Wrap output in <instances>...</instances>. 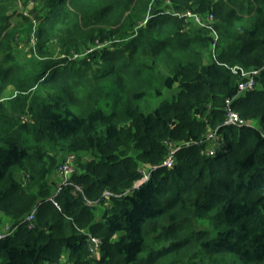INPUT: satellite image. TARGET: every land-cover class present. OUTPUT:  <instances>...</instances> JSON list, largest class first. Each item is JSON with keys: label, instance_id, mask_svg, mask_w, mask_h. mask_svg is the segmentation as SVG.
<instances>
[{"label": "trees", "instance_id": "trees-1", "mask_svg": "<svg viewBox=\"0 0 264 264\" xmlns=\"http://www.w3.org/2000/svg\"><path fill=\"white\" fill-rule=\"evenodd\" d=\"M32 1L0 0V264H264V0ZM97 42L93 80L56 57Z\"/></svg>", "mask_w": 264, "mask_h": 264}, {"label": "rangeland", "instance_id": "rangeland-1", "mask_svg": "<svg viewBox=\"0 0 264 264\" xmlns=\"http://www.w3.org/2000/svg\"><path fill=\"white\" fill-rule=\"evenodd\" d=\"M13 8H15V6H13ZM20 12L23 13V15L25 17L32 19V21L34 22V24L36 26L39 23V20L37 19V17L41 16V12H43V11H42L41 6L38 4L37 0H33L26 7L22 6L20 8ZM188 12H190V11H188ZM197 24H199V23L197 22ZM205 24H207V23H205ZM202 26H204V25H202ZM18 43L19 44H18V47L16 49L18 57L20 58L21 61L26 63L29 68L33 69L39 60V58L33 52L35 50V45H36L35 34L31 35L30 37H27L26 35L22 36L20 39H18ZM103 48H106V49L112 50V51H114V49L116 50V46L112 47V42H105V43L97 42V44L91 46L89 50H86L82 53L74 54L72 56L71 55H62V56H56V57H58L60 59L61 58L66 59L67 60L66 64L69 62H75V68L76 69H77V66H79V64H81V66H80L81 69H84V72H85V74H87V77L89 79L93 80L94 78L92 76V73L94 72V70L96 69L97 66L92 61V59L90 60V58H88V56L93 51H95L97 49H103ZM85 58H88V59H85ZM206 61L209 62L210 58H206ZM162 70L164 71V69H162ZM84 72L82 71V75H84ZM128 79H130L131 84L134 85L133 78L129 77ZM134 81H137V80L134 79ZM13 94H14V89L12 87H8L7 95H13ZM3 96H6V95H3ZM167 98H169V96L167 94L159 95V96H149L146 98V100L144 102L141 103V106L143 107V110L145 112H150ZM0 99L2 100V99H4V97L0 98ZM144 169L147 171L148 168L144 167ZM56 179L57 180L60 179L61 182L64 180V178L58 172H57ZM102 210H103V208H100L98 213L102 212ZM9 229H11V223H9V221H7L5 219L0 220V235L8 233ZM66 258H67V254L64 255L63 261H65Z\"/></svg>", "mask_w": 264, "mask_h": 264}, {"label": "built area", "instance_id": "built-area-1", "mask_svg": "<svg viewBox=\"0 0 264 264\" xmlns=\"http://www.w3.org/2000/svg\"><path fill=\"white\" fill-rule=\"evenodd\" d=\"M186 15L189 17L194 16L191 12H188ZM213 18H214V16L211 14L209 19H213ZM195 20L200 25L205 24V22L202 20V18L198 15L195 16ZM235 70H239V68L235 67ZM257 73H258V71H254L251 73H245L244 71H242V80L238 86V93L239 94H243L246 91L252 90L255 88V86H256L255 75ZM225 111H226V121H225L226 125H242L244 123L240 114L234 109L233 101L231 99L227 100ZM209 138L211 140L218 139L217 133H215V132L210 133ZM174 153L175 152L173 150L170 152V156L165 162L166 166H168V167L173 166V163H174L173 155H174ZM214 154H215V150L212 149L210 151V155L213 156ZM74 172H75V156H69L66 159L65 163L62 166H60V168H59V173L64 178L63 181L65 184L69 183V180H70V178ZM148 177H149V173L145 170L144 178L138 184H141L142 182L147 180ZM35 212L36 211L34 210L32 212V214H30V216L28 217V220L34 219ZM10 231H11V229H9V232ZM1 236H3V235H0V238H1ZM100 244H101V240L99 238L94 237V236H90V253H91L92 257L98 256V252L100 250Z\"/></svg>", "mask_w": 264, "mask_h": 264}]
</instances>
